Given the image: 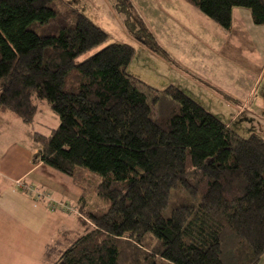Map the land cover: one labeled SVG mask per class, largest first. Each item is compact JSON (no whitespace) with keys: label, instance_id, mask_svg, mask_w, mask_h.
<instances>
[{"label":"trees","instance_id":"trees-1","mask_svg":"<svg viewBox=\"0 0 264 264\" xmlns=\"http://www.w3.org/2000/svg\"><path fill=\"white\" fill-rule=\"evenodd\" d=\"M185 1L227 31L239 8L264 26V0ZM61 5L0 0V112L29 125L47 102L60 125L33 134V162L84 191L94 186L107 203L91 209L84 195L71 204L80 230L53 241L45 263L259 264L264 139L242 138L174 86L144 92L127 72L135 54L128 44L79 62L108 34ZM21 186L48 200L41 188Z\"/></svg>","mask_w":264,"mask_h":264},{"label":"rangeland","instance_id":"rangeland-1","mask_svg":"<svg viewBox=\"0 0 264 264\" xmlns=\"http://www.w3.org/2000/svg\"><path fill=\"white\" fill-rule=\"evenodd\" d=\"M60 4L108 34L104 45L82 55L79 62L107 45L128 44L135 54L127 72L144 85V92L174 86L242 138L264 139V26L253 24L249 10L239 8L243 14L235 17L234 28L227 31L185 0H60ZM6 116L0 117V153L14 140L35 147L34 133L50 135L60 125L47 102L39 104L29 125L14 114ZM84 195L89 208L106 209L94 186ZM63 213L74 219L69 228L78 227L75 212Z\"/></svg>","mask_w":264,"mask_h":264},{"label":"crops","instance_id":"crops-1","mask_svg":"<svg viewBox=\"0 0 264 264\" xmlns=\"http://www.w3.org/2000/svg\"><path fill=\"white\" fill-rule=\"evenodd\" d=\"M241 14V10H234L229 31L235 26V17ZM8 114L0 112V117L5 119ZM37 150V145L29 147L14 140L0 153V264H46V248L63 232L80 230L77 219L78 227L69 228L72 216L53 205H77L85 191L70 177L43 163H34ZM22 183L49 193L46 197L52 200L51 206L48 200L44 204L24 194ZM259 264H264V256Z\"/></svg>","mask_w":264,"mask_h":264},{"label":"built area","instance_id":"built-area-1","mask_svg":"<svg viewBox=\"0 0 264 264\" xmlns=\"http://www.w3.org/2000/svg\"><path fill=\"white\" fill-rule=\"evenodd\" d=\"M40 197H41V195L39 196V198ZM57 206H59L62 211H73V212L77 213V211L74 210L72 207H70L68 203H62V204L57 203Z\"/></svg>","mask_w":264,"mask_h":264}]
</instances>
